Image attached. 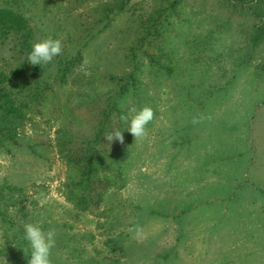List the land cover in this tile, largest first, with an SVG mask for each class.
Here are the masks:
<instances>
[{"label": "rangeland", "instance_id": "rangeland-1", "mask_svg": "<svg viewBox=\"0 0 264 264\" xmlns=\"http://www.w3.org/2000/svg\"><path fill=\"white\" fill-rule=\"evenodd\" d=\"M252 2L0 0L36 42L63 45L33 66L16 37L0 38V73L22 68L30 102L0 147V264H28L26 223L54 230L52 264H264V43L251 44ZM77 56L62 82L60 61ZM144 106L155 116L135 141L120 117ZM113 129L123 144L105 139ZM89 154L83 209L76 162Z\"/></svg>", "mask_w": 264, "mask_h": 264}, {"label": "trees", "instance_id": "trees-1", "mask_svg": "<svg viewBox=\"0 0 264 264\" xmlns=\"http://www.w3.org/2000/svg\"><path fill=\"white\" fill-rule=\"evenodd\" d=\"M248 9L259 21L253 27L250 39L252 46L257 48L264 43V0L252 2L248 6ZM9 37H16L19 40L20 50L26 56L31 51V45L36 42L35 32L29 19L21 11L10 6H0V38ZM80 61V56L60 61L57 73L60 75L59 77L62 82L67 81L68 74ZM21 74L22 68H17L8 74L4 72L0 73V147L4 141H14L19 131L28 121L30 102L21 95L24 85V80L22 81L20 78ZM111 80L116 81L117 78L111 76ZM127 91L128 87L123 86L118 96L124 95ZM82 161L84 162L83 165ZM76 164L80 171L77 184L79 190H84L83 194L78 196L77 206L79 205L83 209H87L86 200L89 195L87 193H91L90 191L92 190L91 182L97 172L96 164L90 157V154L82 158L80 157L79 163L76 162ZM16 249H19V247Z\"/></svg>", "mask_w": 264, "mask_h": 264}, {"label": "clouds", "instance_id": "clouds-1", "mask_svg": "<svg viewBox=\"0 0 264 264\" xmlns=\"http://www.w3.org/2000/svg\"><path fill=\"white\" fill-rule=\"evenodd\" d=\"M63 45L60 39H53L51 37L34 42L31 45V51L27 55L28 63L35 65L47 64L53 61L55 57L62 54ZM129 115H122L120 119L128 125L126 130L134 137L135 141L142 140L147 137L148 124L153 121L155 113L150 106H144L137 110L131 108ZM193 123L199 122L197 118H193ZM124 131L113 129L111 132L105 133L104 137L111 145L113 141L124 143ZM132 231H136L133 229ZM24 239L28 243V247L23 251L25 256L30 257L28 264H52L51 252L55 247V233L54 230H49L47 233L44 230L32 223L24 225Z\"/></svg>", "mask_w": 264, "mask_h": 264}]
</instances>
